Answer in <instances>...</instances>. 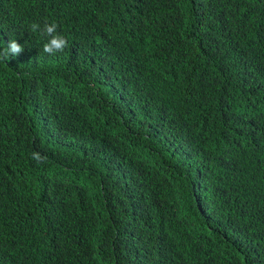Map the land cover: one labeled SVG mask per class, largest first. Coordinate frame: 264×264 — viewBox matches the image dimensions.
<instances>
[{
    "label": "trees",
    "instance_id": "trees-1",
    "mask_svg": "<svg viewBox=\"0 0 264 264\" xmlns=\"http://www.w3.org/2000/svg\"><path fill=\"white\" fill-rule=\"evenodd\" d=\"M12 39L0 264H264V0H0Z\"/></svg>",
    "mask_w": 264,
    "mask_h": 264
},
{
    "label": "clouds",
    "instance_id": "clouds-1",
    "mask_svg": "<svg viewBox=\"0 0 264 264\" xmlns=\"http://www.w3.org/2000/svg\"><path fill=\"white\" fill-rule=\"evenodd\" d=\"M58 25L56 23H46L41 29L39 23L33 22L30 25L31 32L40 31L42 36H47L49 39L43 45V51L47 54H56L62 52L68 45V40L61 34L57 33ZM24 51V46L12 39L6 48L0 49V61L7 62L11 57L18 56ZM32 159L41 163L46 160L39 152L32 154Z\"/></svg>",
    "mask_w": 264,
    "mask_h": 264
}]
</instances>
